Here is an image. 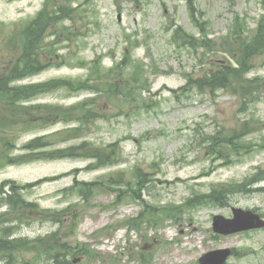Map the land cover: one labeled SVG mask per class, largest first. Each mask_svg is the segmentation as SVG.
<instances>
[{"label": "rangeland", "instance_id": "rangeland-1", "mask_svg": "<svg viewBox=\"0 0 264 264\" xmlns=\"http://www.w3.org/2000/svg\"><path fill=\"white\" fill-rule=\"evenodd\" d=\"M191 5L197 10L196 22ZM42 7L52 14L61 10L60 20L49 29L58 33L57 42L45 36L40 43L43 49V40L53 41L55 51L40 60L36 75L16 85L66 83L88 76L96 67L106 72L95 73L103 80L95 83L100 87L113 86L119 70L135 81L127 87L128 98L64 87L35 95L31 103L66 107L92 99V113L66 121L53 118L44 128L19 127L27 133L18 146L37 134L80 129L69 145H63L88 140L105 146L118 140L122 156L114 165L90 166L91 160L81 154L35 161L0 155V165H6L0 169V183L54 177L23 193L41 207L61 210L71 205L70 212H77L78 218L61 223L59 236L71 245L85 242L99 254L75 264H197L204 253L220 248L234 249L226 264H264V229L232 234L213 230V217L231 218L233 207L264 216V190L256 188L264 181L252 183L247 192L240 183L264 170V48L250 56L245 52L264 27V0H0V57L12 54L11 34L17 30L14 43L21 40L24 24ZM195 24L205 26V31L201 34ZM177 25L190 39L179 37ZM236 25L242 27L238 34ZM121 62L123 66L115 69ZM223 63L244 69L246 81L239 83L233 76L234 89L201 87L200 77ZM256 78L258 85L248 84V79ZM122 82L118 80V86ZM22 98H16L14 110H22L17 104ZM139 98L147 99L148 106ZM220 130L230 146L222 148L216 140ZM211 137L214 142H209ZM23 153L18 149L13 155ZM136 169L149 178L143 198L134 200L120 185L126 194L116 204L113 186L106 180L124 171L133 183ZM76 179L101 184L84 201L78 190L69 189ZM222 185L232 187L228 201L223 197L206 202L208 193ZM4 210L0 207V212ZM220 223L222 230L232 226ZM54 229L49 220L32 221L18 234L33 238Z\"/></svg>", "mask_w": 264, "mask_h": 264}, {"label": "trees", "instance_id": "trees-1", "mask_svg": "<svg viewBox=\"0 0 264 264\" xmlns=\"http://www.w3.org/2000/svg\"><path fill=\"white\" fill-rule=\"evenodd\" d=\"M48 14L49 12L45 9L39 12L37 18L30 24L28 31L26 32V38L24 39L26 46L25 54L21 55L18 60L19 62L16 64L13 71L9 73V75L6 77H0V155H4V158L20 161L22 159H56L62 158L64 156H74L76 154H81L80 157L93 159L94 165H114V161L121 158L122 156L119 141L111 144H105V146H98L93 145L88 140H85L79 145L60 148L53 147L60 142H67L77 137L78 135L74 134H78L80 129H71L69 131L74 133H63L59 131L48 136L36 137L25 145V148L28 150L27 153L14 158L10 157V152L15 148V140L17 139V137L14 138V131L10 129H14L15 126L18 127L21 125L23 127H28L41 120H43V123H46L53 118H60L65 121L72 120L78 116H89L92 113V111L89 110L92 107V99L83 101L82 103L70 107L50 104L29 106L21 104L23 100L30 99L31 97L40 93L54 91L60 87L76 90L98 89L110 96L123 97L129 94L127 87L135 81L133 76L128 75L124 77V74H121L119 70V74L117 73L114 75L115 78L112 84L113 86L100 87L95 83H101L103 80L97 77L95 73L98 72L100 75H105L106 72L102 71L101 68L97 69L96 67L95 69H90V73L86 78H77L73 81H66V83L63 81H59L57 83L44 82L35 85H24L18 88L10 87L9 81L13 79V76H19V72L22 73L21 76H27L38 70L36 67L37 64L40 63L41 52H43V49L40 46L41 40L49 28L60 20L58 16L54 15L53 17L49 18ZM241 30L242 27L236 25V34H238L237 32ZM263 48L264 27H261L259 30V35L252 40L245 52L248 53V56H250L252 53L262 52ZM123 64L124 62H121V64L116 65L115 69H119L121 66H123ZM244 74V69H238L237 67L233 68L232 65L223 63L201 77V87L203 84H207L210 86L211 90L217 87L234 89L235 87H230L233 85V83L230 81V78H233L234 76L235 78L240 79L239 83H241L242 81H246L244 79ZM118 80L123 81L119 86ZM247 81H249L248 84L250 85H258L257 78L254 80L248 79ZM73 82H75V84L73 87H71ZM19 96L23 97L21 100L17 101V103L22 105V110H14L16 98ZM3 108L6 110L5 112L2 110ZM215 138L216 140H219L222 148L225 146H230L231 141L227 136L219 135ZM215 138L211 137L209 142H214ZM136 172L138 173V177L133 181V183H131V180L127 179L124 171H118L110 175L106 180V183H111V186H113L111 189L112 191L115 190L114 187H117L116 189L118 190L116 191V200L122 199L124 194H126L125 192L123 193L121 191L122 186L120 185H123L125 189L128 190L127 194L132 195V197L142 198L141 191L148 184L146 183L148 180L146 179L147 173L140 169H136ZM262 172L263 171H261L260 174ZM124 181H126V183H122ZM79 183L82 184L77 185L75 188H77L80 196L83 198L91 197L94 191L97 189L98 184H101L100 181ZM228 189L232 191V187L230 185H222L220 188L215 190V193L208 194L205 197V201L213 203L215 200H219L223 197L228 199L230 197L229 193L231 192H228ZM207 198H209L211 201L207 200ZM0 203H4L9 207L7 211L0 215V264H37L40 260V255L42 254L43 257H45L46 254L48 257L53 258L52 260L54 264H70L71 260L66 262L68 256L74 253H83L82 249L78 251L76 249H68L67 244L61 241L59 231L47 237H38L35 240L14 238L15 236L13 232H15L17 225L12 224L24 221L25 212L28 211L35 214L49 213V211L45 210L44 212L43 210L39 209L37 203L26 201L22 194L17 191L16 186H13L12 190L8 191L4 190V186L0 187ZM67 212L68 210L54 212L57 222H65V220L68 218ZM73 216L75 215H72V218ZM29 252H33V255L28 258L26 255Z\"/></svg>", "mask_w": 264, "mask_h": 264}, {"label": "water", "instance_id": "water-1", "mask_svg": "<svg viewBox=\"0 0 264 264\" xmlns=\"http://www.w3.org/2000/svg\"><path fill=\"white\" fill-rule=\"evenodd\" d=\"M234 212L235 217L226 221L228 223H231L232 226L227 228L226 230H222L219 228V221H224L225 219L221 216L215 217L214 227L217 232L230 233L248 228L264 226V221L260 219V216L254 214L251 211L234 209ZM243 216L245 218H242ZM230 253V249L211 251L200 258L199 264H223Z\"/></svg>", "mask_w": 264, "mask_h": 264}]
</instances>
